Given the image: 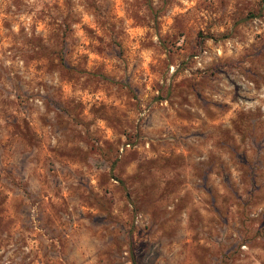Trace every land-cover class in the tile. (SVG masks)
<instances>
[{"label":"rangeland","instance_id":"rangeland-1","mask_svg":"<svg viewBox=\"0 0 264 264\" xmlns=\"http://www.w3.org/2000/svg\"><path fill=\"white\" fill-rule=\"evenodd\" d=\"M0 264H264V0H0Z\"/></svg>","mask_w":264,"mask_h":264}]
</instances>
